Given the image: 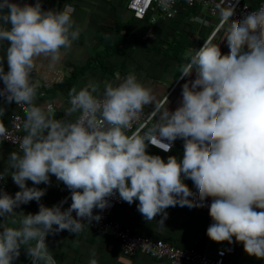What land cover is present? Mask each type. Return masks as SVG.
<instances>
[{
    "label": "clouds",
    "instance_id": "1",
    "mask_svg": "<svg viewBox=\"0 0 264 264\" xmlns=\"http://www.w3.org/2000/svg\"><path fill=\"white\" fill-rule=\"evenodd\" d=\"M174 3L159 0L165 11ZM73 11L70 5L43 10L40 0L22 6L0 0V44L7 43L0 56V97L5 104L24 105L25 113L19 151L8 154L0 171V181L11 176L20 189L14 195L0 189V218L21 215L17 227L0 229V264H13L22 247L32 264H57L46 237L89 228L101 219L93 210H104L115 194L129 205L138 201L147 222L160 215L161 227L167 208L203 207L211 198L207 237L241 243L247 255L264 259V7L240 20L231 19L233 7L222 14L227 54L212 40L185 52L179 79L193 73L195 78L183 84L175 110L130 72L106 83L102 94L91 82L79 91L72 88L64 111L80 113L74 122L56 118L50 106L35 105L39 86L31 77L37 58L58 63L79 38ZM150 104L151 122L128 134ZM5 112L0 105V116ZM6 131L0 121V137ZM177 139L183 140L180 160L168 156L165 162L147 151L151 145L168 152ZM50 176L70 191L68 208L62 210L66 201L39 204L46 189L36 185H49ZM30 201L38 202L37 213L15 211ZM95 256L92 250L89 264H97Z\"/></svg>",
    "mask_w": 264,
    "mask_h": 264
},
{
    "label": "crops",
    "instance_id": "2",
    "mask_svg": "<svg viewBox=\"0 0 264 264\" xmlns=\"http://www.w3.org/2000/svg\"><path fill=\"white\" fill-rule=\"evenodd\" d=\"M257 2L259 0H249ZM21 6L24 3L34 4L36 0H11ZM43 10H61L70 5L74 11L72 19L82 31L77 40L73 41L71 49L58 63L40 57L35 61L31 77L37 89L36 106L46 108L50 104L56 118L74 121L78 113L65 116V109L69 107V91L88 85L90 82L97 84L98 93L102 94L108 82L117 83L130 72L134 73L138 82L149 84L154 92L158 93L157 99L170 111L175 110L182 99L181 90L185 82L195 78V73L190 77L179 79V69L186 63L185 52L189 48L202 46L204 40L218 43L223 54L228 48L224 37L227 33L223 30L225 23L218 25L221 12L208 14L206 10L196 5L195 7L181 10L174 17L160 19L154 23L147 19L136 20L126 8V0H40ZM7 43L0 44V56L4 55ZM63 51V50H62ZM4 70L7 71L6 57ZM0 105L6 108L0 121L3 126L7 124L8 105L0 97ZM154 105L145 106L144 113L148 114ZM25 113H23V122ZM151 122V119H150ZM23 128V127H22ZM19 151L12 146L0 142V171L7 165L8 154ZM149 154L159 155L167 160L168 156H175L178 160L183 156V140L177 139L167 153L148 147ZM5 183L13 191H19L11 176L5 178ZM188 186L195 188L190 179H185ZM31 187L32 182L27 181ZM59 185L60 192L68 189L54 176H50V184L36 185L46 189L45 195L39 201L46 207L56 205L60 195L55 186ZM39 204L30 201L23 204L15 211L24 214H35L39 211ZM138 201L131 205L122 202L112 210V217L121 225L153 239H161L171 244L213 254L216 249L225 252L224 264H264V259H257L244 252L241 243L227 242L215 243L211 241L206 230L212 223L210 217L195 208L187 206L169 207L164 227L155 220L146 221L137 210ZM97 209H94L95 212ZM21 215L0 218V229L17 227ZM16 223H13V221ZM55 227V226H54ZM234 240V238H233ZM46 244L52 252L57 264H89L92 250H95L97 264H169L165 259H152L137 252L133 256L121 253L117 241L106 232L85 227L79 234L63 230L46 237ZM30 258L22 247L20 256L13 264H30Z\"/></svg>",
    "mask_w": 264,
    "mask_h": 264
},
{
    "label": "built area",
    "instance_id": "3",
    "mask_svg": "<svg viewBox=\"0 0 264 264\" xmlns=\"http://www.w3.org/2000/svg\"><path fill=\"white\" fill-rule=\"evenodd\" d=\"M196 5L203 7L208 14H214L218 11L221 12L218 20V25H221L225 23L224 19H222V14L226 13L230 7L234 8V15L231 19L240 20L248 13L264 7V0H259L255 4H251L249 0H175L172 8L168 11H165L160 6L159 0H126L125 3L126 8L130 11L131 16L134 19H147L151 23L160 19L172 18L179 11L195 7ZM170 12L172 13L171 15L169 14ZM3 87L4 85L2 81H0V89ZM7 105V124L4 126L7 131L5 136L0 137V142L19 150V141L25 135L22 128L24 105H16L15 103ZM49 106L50 104H47L46 108ZM79 115L80 113H78V116ZM150 119L151 117L147 114L142 115L139 121L133 123L132 129L128 130V134L135 131L141 124L150 123ZM149 146L161 151L162 153H167L157 147L151 145ZM184 183L187 185L185 180ZM188 187L193 193H195V188L190 186ZM60 188L61 187L59 185L55 186L56 191H59ZM0 189L7 192L9 195H14L15 192H17L7 186L4 180L0 181ZM189 199L195 200V197H189ZM61 201H66L62 204V210L70 206L71 193L69 190L63 192L57 204H60ZM122 202L123 201L119 198L118 194L113 195L109 198L108 207L104 210L97 209L94 212V215L99 214L101 219L98 222L93 220L89 224V228L96 229L100 232H106L114 238L117 241L122 254L133 256L137 252H142L152 259H165L169 264H224L225 252L222 249H216L213 254L209 255L202 251L178 247L161 239H153L145 235H141L131 230L129 227L121 225L115 218L112 217V210ZM210 203L211 198H207L204 201L203 207L193 208L199 210L206 217H209L208 205ZM73 216L75 217V212H73ZM30 264H32L31 260Z\"/></svg>",
    "mask_w": 264,
    "mask_h": 264
},
{
    "label": "trees",
    "instance_id": "4",
    "mask_svg": "<svg viewBox=\"0 0 264 264\" xmlns=\"http://www.w3.org/2000/svg\"><path fill=\"white\" fill-rule=\"evenodd\" d=\"M250 3H251V4H255L256 2L250 1ZM56 192H58V193H59V195H60V198H61V196H62L63 192H60V191H56ZM60 198H59V199H60Z\"/></svg>",
    "mask_w": 264,
    "mask_h": 264
}]
</instances>
